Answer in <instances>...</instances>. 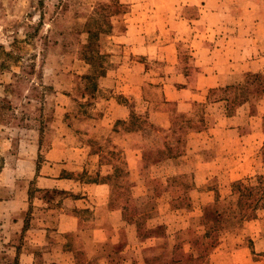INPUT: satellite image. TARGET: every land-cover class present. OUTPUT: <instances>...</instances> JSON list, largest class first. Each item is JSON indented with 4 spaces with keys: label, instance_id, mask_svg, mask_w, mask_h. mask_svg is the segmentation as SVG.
<instances>
[{
    "label": "rangeland",
    "instance_id": "1",
    "mask_svg": "<svg viewBox=\"0 0 264 264\" xmlns=\"http://www.w3.org/2000/svg\"><path fill=\"white\" fill-rule=\"evenodd\" d=\"M217 3L227 9V34L243 27L251 39L247 60L263 58L253 65L258 71L240 67L204 101L161 102L121 93L133 57L109 36L124 29L128 4L0 0V264L65 260L71 224L48 227L44 236L31 220L94 219L90 207L65 200L67 191L52 181L59 177L108 181L105 220L133 223L124 228H134L136 242L118 255L103 247L108 262L141 261L145 249H155L143 247L152 234L165 235L162 262L175 264L182 249L200 264H220L214 258L227 250V264H239L233 251L243 247L245 264H264V234L256 237L264 224H245L264 220V0ZM184 67L193 70L189 60ZM117 103L129 109L125 120L113 119ZM53 145L65 148V161L59 154L47 159ZM91 153L100 156L99 172ZM128 153L140 155L132 175ZM70 160L87 170L67 171L62 166ZM151 256L148 264L160 261Z\"/></svg>",
    "mask_w": 264,
    "mask_h": 264
},
{
    "label": "crops",
    "instance_id": "2",
    "mask_svg": "<svg viewBox=\"0 0 264 264\" xmlns=\"http://www.w3.org/2000/svg\"><path fill=\"white\" fill-rule=\"evenodd\" d=\"M120 1L129 6L123 15L124 29L119 34L109 37H114L118 43H123L128 54L133 57L129 72L126 73V77L121 78V93L129 100L137 98L153 100L159 97L161 102L204 101L209 89L230 83L228 79L236 75V70L240 67L239 71H258V68H253V65H257L263 58L259 56L255 57V60H247L251 39L242 35L246 32L243 27L230 28L227 34V9L219 7L217 3L219 0ZM200 1L205 2L202 5L204 9H199L193 14L192 7ZM238 41L241 44H237ZM184 49H188L187 55H184ZM185 60H189L193 65L191 73H188V68L184 67ZM150 87L156 88L157 92L149 89ZM112 109V113L115 114L113 119L125 120L129 115V109L122 104L117 103ZM228 141L229 139L225 138L223 143L228 144ZM128 150L131 152L130 148ZM134 153L131 159L129 158L130 153L127 155V165L131 175L134 171L133 165L140 159V155L135 156ZM46 154L47 159H51V155H63L58 159L65 161L66 150L53 145L49 147ZM87 159L95 162L93 173L99 172L101 166L99 154L91 153ZM73 162L77 161L70 160L62 167L67 171H83L84 168L87 170V164L84 165L83 162L80 167H71L70 163ZM52 181L53 184L59 185V189L67 191L68 197L65 200L69 199L77 207H90L95 215L93 220H31L34 226L42 225L41 229L35 227L34 230L39 229V233L43 232L44 236L48 227L52 226L59 231L65 225L71 224L65 227L70 235L65 240L67 244L61 254L65 260L62 263L58 261L59 264H114L116 260L108 262L105 256L103 257L102 248L111 247L112 250L109 251H112L113 255L114 251H118V255L126 252V248L130 246L129 242H136L134 228L130 233L124 228L125 225L133 226L130 220H105L110 212L107 202L111 186L108 181L98 180L80 184L79 181L75 182L74 178L68 179V177H59ZM76 183L80 185L76 187ZM245 224L259 226L264 224V220H251ZM259 230H261L260 227ZM245 231L250 233L247 229ZM263 234L264 232H257L256 237ZM251 236L254 238L253 234ZM35 239L34 237L31 240L35 241ZM143 240V247H146L148 243V247L155 248L154 250L149 249L151 250L149 255H153L151 259L157 255L160 256V261H155L154 264H173L171 260L167 262L165 258L162 262L163 256L168 255L167 249L159 245L165 240V235L157 237L151 234ZM126 243L127 247L124 245ZM118 244L122 245V249L116 248ZM149 250L143 251L144 259L141 261L136 258V262L129 259L127 262L124 260L123 263L148 264L147 258L150 256H147V252ZM246 251L243 247L233 251L237 254L234 257H238L239 264H245ZM138 252L140 257L141 250L139 249ZM151 252L154 253L151 254ZM221 252L223 256H215L214 259L217 258L220 264H227V250L219 251ZM199 258L179 249L175 264H191V262L200 264L197 261Z\"/></svg>",
    "mask_w": 264,
    "mask_h": 264
}]
</instances>
